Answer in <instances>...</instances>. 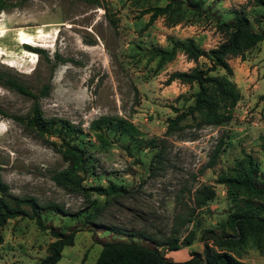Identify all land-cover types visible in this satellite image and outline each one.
I'll use <instances>...</instances> for the list:
<instances>
[{"label": "rangeland", "instance_id": "obj_1", "mask_svg": "<svg viewBox=\"0 0 264 264\" xmlns=\"http://www.w3.org/2000/svg\"><path fill=\"white\" fill-rule=\"evenodd\" d=\"M206 2L217 5L224 19L245 6L251 27L264 29L262 5ZM156 3L164 0H0V70L34 90L50 85L40 98L41 117L50 130L40 131L15 118L32 116L33 99L0 84V107L9 114L0 113V178L11 193L35 196L41 204L54 202L66 211H45V221L64 230L80 227L56 264H90L101 249L97 238L129 237L100 224L135 233L132 237L142 242L181 241L192 233L183 251L166 252L173 259L188 258L192 250H202V230L220 232L235 206L217 181L219 174L244 152L264 170V40L243 58L229 59L240 98L227 109L228 117L216 122L200 112L168 129V117L176 114L173 106L186 109L196 85L164 80L170 71L194 62L178 52L157 68L150 49L170 47V37H192L208 49L222 36L191 11L172 26L164 16L146 25L148 14L140 11ZM26 43L43 50L28 49ZM67 142L83 148L85 170ZM69 167L83 175L84 185L114 182L127 190L111 197L83 195L56 181ZM1 232L0 264L37 262L54 239L21 216L9 218ZM238 255L250 264H264V248L252 239Z\"/></svg>", "mask_w": 264, "mask_h": 264}, {"label": "trees", "instance_id": "obj_2", "mask_svg": "<svg viewBox=\"0 0 264 264\" xmlns=\"http://www.w3.org/2000/svg\"><path fill=\"white\" fill-rule=\"evenodd\" d=\"M207 0H164L162 4H152L141 9V14H148L146 25L151 24L159 16H164L165 24L175 25L181 21L185 11H191L197 16H203L211 22L222 36V40L213 47L204 49L194 38L186 39L170 37V47H153L150 49L151 59L157 58V68L166 61H171L178 52H182L194 64L187 69H174L164 80L166 84L176 80L190 86L196 85L193 102L186 109L173 106L176 114L168 117V129L173 128L184 117L195 116L203 112L215 118V121L225 119L240 98V90L233 79V67L229 59L233 56L244 57V53L264 40V29H253L250 24L245 6L234 9L229 19H224L217 8ZM254 5L264 6V0H248ZM28 49L41 51L39 47H32L26 43ZM201 57L206 58L200 63ZM55 62L51 64V71ZM222 70V72L220 71ZM0 84L15 89L33 99L32 116L24 120L21 116L15 118L40 131L50 130V125L41 117L40 98L49 91V83H43L38 90L18 79L14 74L0 70ZM220 109L224 110L223 114ZM0 113L9 115L0 107ZM107 119V117H104ZM67 148L75 155L80 166L85 170L84 150L77 144L66 143ZM261 146L264 151V137ZM55 179L58 183L68 185L70 189L90 196L93 192L111 197L127 190L123 185L109 182L108 185H84L83 175L73 171L71 167L60 171ZM217 181L226 186L228 195L235 200L234 208L228 213L225 222L218 232L215 228L206 227L202 230L200 240L202 250H192L185 259H173L166 255L169 250L179 249L182 245L192 242V233L183 237L181 241L166 239L164 241H139L132 236L135 233H125L117 227L110 228L117 233L129 237L97 238L101 249L96 259L90 264H250L242 260L238 253L247 242L252 239L256 247L264 248V170H260L253 155L244 152L242 157L228 167L217 177ZM55 211L66 213L63 207L54 202L39 203L35 196H18L11 193L8 184L0 178V243L4 237L1 232L9 218L16 216L33 219L40 229L48 230L53 240L47 245V252L37 262L29 264H56L62 256L66 245L74 244L75 233L79 230L77 224L67 226L64 230L52 221H45L43 213ZM81 212L80 210L75 214ZM95 212L87 213L85 220L89 221ZM93 222V221H91Z\"/></svg>", "mask_w": 264, "mask_h": 264}, {"label": "crops", "instance_id": "obj_3", "mask_svg": "<svg viewBox=\"0 0 264 264\" xmlns=\"http://www.w3.org/2000/svg\"><path fill=\"white\" fill-rule=\"evenodd\" d=\"M239 2H242V0H239ZM215 8H217V9H218L219 7L216 5V6H215ZM219 9H220V8H219ZM219 9H218V11H219V12H221ZM174 81H176V80H174ZM184 248H185V247H183V248H180L179 250H175V251H179V252H181V251H183V250H184ZM175 251H174V252H175Z\"/></svg>", "mask_w": 264, "mask_h": 264}]
</instances>
